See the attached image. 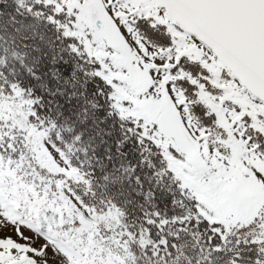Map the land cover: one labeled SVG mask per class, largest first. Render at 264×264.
Returning <instances> with one entry per match:
<instances>
[{
    "label": "snow or ice",
    "instance_id": "snow-or-ice-1",
    "mask_svg": "<svg viewBox=\"0 0 264 264\" xmlns=\"http://www.w3.org/2000/svg\"><path fill=\"white\" fill-rule=\"evenodd\" d=\"M0 264H264V0H0Z\"/></svg>",
    "mask_w": 264,
    "mask_h": 264
}]
</instances>
